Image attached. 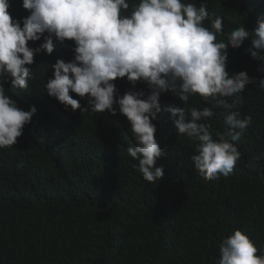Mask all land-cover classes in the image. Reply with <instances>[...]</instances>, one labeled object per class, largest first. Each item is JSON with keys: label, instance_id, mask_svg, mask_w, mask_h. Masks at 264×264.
Segmentation results:
<instances>
[{"label": "trees", "instance_id": "16d2710c", "mask_svg": "<svg viewBox=\"0 0 264 264\" xmlns=\"http://www.w3.org/2000/svg\"><path fill=\"white\" fill-rule=\"evenodd\" d=\"M188 2L204 3L210 14L223 17L217 39L225 42L232 30H252L264 16V0ZM205 25L210 26L208 21ZM40 43L42 39L29 42L32 47ZM250 45L246 39L240 48L228 49L230 75L246 70L257 77L256 84L246 86L238 107L241 118L250 115L252 123L236 142L242 155L233 172L205 180L191 160L198 141L179 135L164 110L211 105L199 95L184 104L164 93L153 121L167 154L157 159L164 176L156 184L132 166L138 161L127 153L135 141L125 116L72 111L70 106L65 110L45 93L51 65L71 60L68 48L74 43L35 55L31 88L5 86L18 106L28 103L37 111L17 143L0 149V264H218L221 240L236 229L264 252V89L258 87L264 74L246 51ZM115 84L121 95L133 87L127 78ZM135 87L147 91L144 83ZM70 94L87 107L86 97ZM213 111L208 123L218 138L227 130L225 110ZM258 156L257 166L249 167Z\"/></svg>", "mask_w": 264, "mask_h": 264}, {"label": "clouds", "instance_id": "9594fccd", "mask_svg": "<svg viewBox=\"0 0 264 264\" xmlns=\"http://www.w3.org/2000/svg\"><path fill=\"white\" fill-rule=\"evenodd\" d=\"M132 1L0 0V149L17 143L37 111L28 103L18 106L6 94V84L27 92L35 55H50L57 44L72 41L68 51L73 58L57 59L51 65L53 75L44 85L45 93L65 110L70 106L72 111L112 115L118 111L125 116L135 141L127 153L138 161L132 166L144 180L156 184L164 176L163 165L156 162L167 154L158 143L153 122L162 110L159 100L164 93L184 104L199 95L211 105L164 110L179 135L198 141L191 160L199 174L209 181L229 176L242 155L236 142L252 123L250 115L241 118L238 107L246 86L256 84L257 77H250L246 70L230 75L228 49L240 48L250 39L246 51L264 74V16L252 30L235 28L225 42L217 39L223 17L210 14L204 3L197 7L188 0ZM41 39L37 47L30 46L29 42ZM118 78H127L133 87L119 94ZM138 82L147 91L137 90ZM258 87L264 89V75ZM70 93L86 97L87 107L82 108ZM216 107L225 110L227 129L218 138L212 136L208 123ZM261 158L248 166L255 168ZM219 256L218 264H264V252L241 229L221 240Z\"/></svg>", "mask_w": 264, "mask_h": 264}]
</instances>
